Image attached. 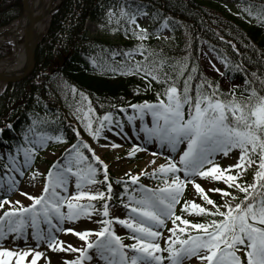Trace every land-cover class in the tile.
<instances>
[{
	"label": "snow or ice",
	"instance_id": "obj_1",
	"mask_svg": "<svg viewBox=\"0 0 264 264\" xmlns=\"http://www.w3.org/2000/svg\"><path fill=\"white\" fill-rule=\"evenodd\" d=\"M243 11L264 23V5L250 2ZM108 15L111 22L115 13L110 10ZM137 15L147 13L139 8L134 13L121 8L117 23L121 18H126L129 24L136 27L125 28V33L132 31L134 37L144 41L149 33L137 23ZM161 27L167 28V21ZM145 51V45L140 43L123 55L127 61H131L135 53L143 56ZM115 55L117 53L113 52ZM217 58L225 67L231 63L219 53ZM189 59L186 57L184 63L177 62L170 66L174 70L179 67L174 77L168 73L161 76L156 71V68H163L166 60L150 66L147 56L143 61L122 62L121 69H110L122 74H143L145 78L151 76L152 80L165 83L163 94L157 92L156 101L128 105L133 114L128 115L127 120L133 123L139 119L138 131L144 133L149 142H158L179 156L178 160L175 156H167V162L159 164L150 173L143 170L139 174L126 173L131 185L121 181L125 189L121 196L127 198L126 201L122 199L121 203L128 209L127 218L112 217L96 221L101 224L99 230L78 231L75 226L65 227L66 223L75 225L81 218L92 219L94 213L100 214L94 203L98 200L102 201V215L109 217V201L113 196L108 166L88 143L79 139L80 133L75 128L73 131L77 142L65 149L61 160L49 168L40 195L21 191L31 201L28 205L8 198L10 194L20 191L19 181L8 173L24 175L16 158L9 155V162L5 165L6 180L0 177V192L5 193L0 198V210H3L0 212V264H37L45 256L44 252L38 250L43 244L53 251L79 253L75 259L67 260L66 264H90L94 260L91 252H95L96 258L103 264H186L193 259L199 264H264V78H258L262 86L260 89L255 86L245 88L248 95L244 99L237 97V86L225 93L219 82L213 83L203 74H200V81L195 83L193 89V74L198 72V68L192 64L191 70L187 71ZM216 71L219 72V69ZM251 75L256 77V73ZM250 83V80H245L246 86ZM81 96L82 100H87L83 94ZM120 110L126 111L124 108ZM94 114L90 101L86 109L83 105L76 109V118L94 140H98L106 125L110 131L113 124L120 132L123 131V125L113 119L111 112L97 116L94 127ZM147 115L151 116L150 127L145 123ZM44 123L46 121L34 119L24 134L29 146L17 148L18 153L23 152L24 166H30L38 149L46 147L49 141L64 140L63 133L51 136L46 131L38 130V125ZM104 146L120 147L116 143ZM84 150L91 153V158L85 155ZM140 150L139 145H134L128 155L133 156ZM235 150L239 151L236 163L222 166L218 162L219 159L229 158ZM150 163L154 164L155 161ZM251 168L255 170L249 183L244 177ZM101 172L103 180H98ZM144 175L157 180V186L140 183L139 176ZM36 176L37 173H33L32 178ZM201 178L223 182L227 187L206 190L197 182ZM73 179L75 192L70 191ZM97 184L106 185V191H93L92 186ZM189 184L194 186L204 204L195 200L182 202ZM209 192L219 193L223 203L213 200ZM178 206L180 214H177ZM185 214L207 219L197 222L185 218ZM113 220L130 230L129 238L134 243L122 242L111 228ZM169 220L172 227L167 228L169 235L164 239L161 229L167 226ZM42 225H46V228ZM29 228L32 229L35 247L29 244ZM58 232L74 234L84 242V246L67 244L65 247L66 242L59 239ZM92 236L94 240L90 239ZM9 238L24 240L25 247H6L5 242ZM161 240H164L163 247Z\"/></svg>",
	"mask_w": 264,
	"mask_h": 264
},
{
	"label": "trees",
	"instance_id": "obj_2",
	"mask_svg": "<svg viewBox=\"0 0 264 264\" xmlns=\"http://www.w3.org/2000/svg\"><path fill=\"white\" fill-rule=\"evenodd\" d=\"M116 1L63 0L59 10L51 17L46 35L37 46L33 72L24 81L9 84L0 96V151L13 157L23 154L22 151L18 153L17 148L29 146L24 134L37 118L46 121L38 125V130L46 131L51 136L63 133L62 142L69 148L78 139L73 131L75 125L80 133L79 139L84 141L83 125L76 118V109L81 105L86 109L88 102H91L95 110L92 117L95 125L96 117L108 112L113 113L114 120L122 123L129 115L128 105L154 102L157 92L163 94L165 83H158L151 76L145 78L143 74H122L121 71L110 70L121 69L122 62L127 61L123 53L137 46L131 40L132 31L125 33V28H134L126 18H121L115 26L127 39L110 42L88 33L86 23L105 22L107 12L115 6ZM120 2L129 13L136 12L137 8L147 13L150 22L147 28L149 36L142 41L147 51L143 56L135 53L128 63L143 61L145 56L150 66L166 60L163 68H156V71L161 76L168 73L174 77L179 67L174 70L170 66L177 62L184 63V54L190 57L187 71L191 70L192 64L198 68L195 53L204 41L216 54L226 56L231 61L224 75L239 84L235 88L238 98L247 97L246 87H262L258 78H264V23L255 16H249L243 9L250 2L264 5V0H237L234 11L230 10V5L217 0ZM21 14L22 0H0V31ZM165 21L170 33L177 38L174 46L157 38ZM8 50L5 47L1 54L6 55ZM113 52L117 55L113 56ZM252 73H256V77ZM246 79L251 81L247 86ZM221 90L225 93L230 91ZM81 94L87 100H82ZM121 108L126 111L122 112ZM84 151L89 157L88 152ZM4 168L5 164L0 158L1 174ZM111 185L112 203L125 199L126 196H121L125 190L124 184L112 180ZM97 206L101 207L102 204Z\"/></svg>",
	"mask_w": 264,
	"mask_h": 264
},
{
	"label": "rangeland",
	"instance_id": "obj_3",
	"mask_svg": "<svg viewBox=\"0 0 264 264\" xmlns=\"http://www.w3.org/2000/svg\"><path fill=\"white\" fill-rule=\"evenodd\" d=\"M223 2V4L230 5V10L234 11L237 7H235L234 4H236L237 0H217ZM58 2H53L52 5H57ZM125 8L119 0L116 1V4L114 7H112L110 10L115 13L113 16L111 22L109 21V11L106 14L105 22H87L86 23V29L90 35L101 37L107 41L110 42H117L120 39H127L125 37V34H122L121 30H119L115 25L117 24V18L120 17V9ZM126 9V8H125ZM22 16V14H21ZM20 16V17H21ZM19 17V18H20ZM18 18V19H19ZM17 20V19H16ZM137 23L140 25V27L147 29L149 27V17L148 15H137L136 17ZM10 26V25H9ZM7 26L5 29L0 32V36L4 34L7 29L9 28ZM134 28L135 25H132ZM48 28V27H47ZM48 30V29H47ZM47 30L45 31L44 36L47 33ZM139 31V29H136ZM41 39V41L43 40ZM157 38L163 42H166L167 44L174 46L175 42L177 41L176 36L172 35L170 31L167 28H162ZM132 41L136 42V44L142 43V41L138 40L136 37L133 36L131 39ZM41 41L39 43H41ZM39 45V44H38ZM37 45V46H38ZM5 47H8V53L6 55L1 54V51ZM187 50V48H186ZM37 51V48H36ZM13 52V46L9 42H3L0 43V61L8 59ZM197 54V64H198V73L193 74V82H199L200 81V74H203V77L207 80L212 81L213 83L219 82L220 88L224 89L225 91L231 90L234 86H239V84L230 81L225 75H221V73H224L226 67L225 64L217 58L216 52L213 50L212 47L208 46L204 41L202 42L199 49L196 51ZM37 56V52H36ZM186 54H184V58H186ZM214 65V67H213ZM35 67V66H34ZM216 69H219V72L216 71ZM34 70V69H33ZM33 72V71H32ZM181 83L183 81L181 80ZM182 87V84H180ZM193 85V89H194ZM7 88V87H6ZM6 88L0 93V96L6 91ZM133 114V110H130L129 115ZM145 123L150 127L151 126V116L147 115L145 117ZM123 125V131L120 132V129L115 127L114 125L111 126V131L109 130L108 126L106 125L105 128L102 131L101 136L98 138V140H94L88 132H85V136H83L84 141L88 143L95 151L96 155L100 157V159L108 166V176H109V182L111 183L112 180L115 181H123L127 180L126 173L130 174H139L141 170L144 172H151V170L155 167H157L159 164L166 163V157L169 155L175 156V158L178 160L179 156L175 153H171L170 150L160 145L158 142L152 141L149 142L144 133L138 131L140 128V120L137 119L133 123H129L127 118L124 120V122L121 123ZM95 127V123L93 124ZM77 126L75 125V129ZM120 133L117 135V133ZM107 138V139H105ZM112 143H116L120 145V147H105L104 145H110ZM134 145H139L142 150L135 152V155L129 156L128 153L133 149ZM181 147H184L183 145ZM68 147L63 144V142H57L56 140H51L48 142L46 147L39 148L38 152L36 154L35 160L33 163H31L30 166H24L23 165V154H20L17 158L19 159L18 164L21 165L22 171L24 172V175L21 176L19 173H8L10 175H14L16 179L19 181L18 189L20 191H16L8 196L9 199L15 201L20 200L23 204L28 205L31 203V201L24 195L21 194V191L27 192L31 195H40L42 189H43V183L44 179L47 175V172L49 168L55 163L59 158L63 157L65 155V149ZM153 153H158L157 155H153ZM89 157L91 158V153H89ZM239 156V151L235 150L229 158H222L219 159L218 162L222 166H227L229 164H234L237 162V158ZM8 157L9 155L5 154L3 151H0V158L3 161V164H8ZM150 161H155L154 164L150 163ZM255 168H251L248 170L247 175L244 177V179L247 182H252L253 179V172ZM235 171V170H233ZM7 172V171H6ZM33 173H37V176L35 179H33ZM183 174L181 173V176ZM6 180V176H5ZM98 180H103L102 172L98 175ZM131 185V181H128ZM139 182L147 185L149 187H156L158 182L155 179H152L150 176L144 175L139 176ZM199 183L207 190L212 187H219V188H226L227 186L223 182H210L205 179H198ZM107 186L106 185H100L97 184L95 186H92L93 191L97 190H104L106 191ZM70 191L75 192V181L73 179L71 185H70ZM230 191H235V189H230ZM213 200H215L217 203L222 204L223 200L221 199V196L219 193L215 192H209L208 193ZM239 195V193H237ZM5 193L0 192V198H3ZM127 198L123 199L126 201ZM122 199H119L118 202L112 203V200L109 201V217H104L102 215V206L97 208L100 210V214H93L92 219L87 218H81L78 222L73 224H65V227H73L75 226L76 230L82 231L85 229H92V230H99L101 228V224L97 223L96 221H101L104 219H110L112 217H119L120 219L127 218L128 215V209L124 207V205L121 203ZM183 200H195L197 203L204 204V201L201 200L198 196V194L195 192L194 186L192 184H189L184 192V195L182 197ZM86 202V201H85ZM102 201H94V203L100 204ZM8 207L7 205L5 206ZM179 207L177 209V214L179 213ZM210 207V206H208ZM67 210L66 208L64 209ZM3 210H0L2 212ZM185 218L192 219L193 221H203L207 219L206 217H198L195 215L188 216L185 214ZM42 227L46 228V225H42ZM172 224L169 220L167 222V226L165 228H162L161 231L164 233V239L167 238L169 233L167 232V228H171ZM112 230L115 231L117 235H119L122 239V242L124 244H131L134 243L132 239L129 238L130 230L126 227L120 225L116 220L112 221L111 224ZM32 229H28L29 233V244L32 247H35V241L31 237ZM60 240L65 241V247L67 244H72L75 247H83L84 242L81 241L78 237H76L74 234H65L63 232L57 233ZM90 239H95L94 236L90 237ZM162 247L164 246V240H161ZM5 246L8 248H24L25 242L24 240L15 241L14 238H9L5 242ZM45 253V256L42 257L37 264H66L67 260L75 259L79 253L74 252H63V251H53L47 247L46 244H43L38 249ZM91 254L94 257V260L90 262V264H103V261L96 258L95 252H91ZM165 256H167V252L164 253ZM241 255H243L241 253ZM85 264H89V262H85ZM186 264H199V262L196 259H193L191 262H186Z\"/></svg>",
	"mask_w": 264,
	"mask_h": 264
},
{
	"label": "bare ground",
	"instance_id": "obj_4",
	"mask_svg": "<svg viewBox=\"0 0 264 264\" xmlns=\"http://www.w3.org/2000/svg\"><path fill=\"white\" fill-rule=\"evenodd\" d=\"M55 1L60 0H26L22 16L0 36V43L7 41L13 46L12 55L0 61V93L6 88L7 79L21 75L29 68L33 50L48 26L52 10L47 6Z\"/></svg>",
	"mask_w": 264,
	"mask_h": 264
},
{
	"label": "water",
	"instance_id": "obj_5",
	"mask_svg": "<svg viewBox=\"0 0 264 264\" xmlns=\"http://www.w3.org/2000/svg\"><path fill=\"white\" fill-rule=\"evenodd\" d=\"M62 1L63 0H60V2L56 6H54L53 8L51 7V4H48V6H47L48 9L52 10L51 13H50L51 15H53L60 8V6L62 4ZM25 2H26V0H22V12L23 13H24V10H25ZM31 22H32V24L34 23L33 20ZM41 39L39 40V42L41 41ZM38 43H37V45H38ZM37 45H36V47L33 50V59H32V62L30 64L29 68L24 73H22L21 75L16 76V77L11 78V79H7L6 80V84H16V83H19V82L27 79L30 76V74L32 73V71L34 69L35 62H36V48H37Z\"/></svg>",
	"mask_w": 264,
	"mask_h": 264
}]
</instances>
